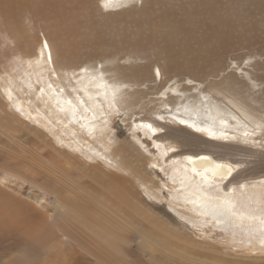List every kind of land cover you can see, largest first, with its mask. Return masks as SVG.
<instances>
[{"label": "bare ground", "instance_id": "obj_1", "mask_svg": "<svg viewBox=\"0 0 264 264\" xmlns=\"http://www.w3.org/2000/svg\"><path fill=\"white\" fill-rule=\"evenodd\" d=\"M181 1L0 0V264H264V48L163 39Z\"/></svg>", "mask_w": 264, "mask_h": 264}, {"label": "rangeland", "instance_id": "obj_2", "mask_svg": "<svg viewBox=\"0 0 264 264\" xmlns=\"http://www.w3.org/2000/svg\"><path fill=\"white\" fill-rule=\"evenodd\" d=\"M263 1L264 0H197L190 4V1L182 0L181 2H179L178 7H177L178 13L180 15V21L170 27L161 28L160 35H164L163 39L173 38V42H176L177 44H182L186 42L187 40H192L193 43H196L204 35H211L217 38L216 44H219L220 41H222L224 38H230V39L232 38L234 40V47L231 52H234V51L239 52L242 46L243 47L249 46L251 50L254 49V53L252 54L243 53L241 55V59L239 60H243L249 56H254V58L258 60V58L255 57V55L256 53L262 52V49L264 48V6L260 8L261 3ZM132 4H134L133 1L129 3V5H126V8ZM135 4H137L136 1H135ZM109 8H112V7H109ZM117 9L120 10L121 7ZM100 13H99L100 16H105V15H101ZM102 14H106V13H102ZM91 19L94 20V16H91ZM98 19L102 20L103 18L99 17ZM113 36L116 39H118L119 42H121L120 37L116 35L115 32H112L110 30L107 33H105L103 37L97 40V45L102 43L103 40L106 42H110L112 39H114ZM136 37H137L136 35L132 36V38H136ZM213 52H214V49L212 48L208 53L203 54L201 58L205 61H209L213 55ZM129 54H131V50L123 49L115 54L104 55V56L109 57V56L115 55L116 58H121ZM8 55L9 53L6 52V50H3V52L0 50V66L3 63V59L6 58V56ZM197 55H201V54L198 52ZM226 60L227 62L231 60L230 54L227 56ZM113 63L115 64L114 60H110V59L105 60L102 63V66L104 68L111 67ZM130 63L133 64V62H130ZM140 63L142 64L143 62H139V64ZM157 83H158V80H157ZM189 83L190 82H187V81L185 82V84L188 86H189ZM200 88L202 90L203 86H201ZM137 117H140V116H137ZM178 123L180 122L177 121L176 124ZM182 126H185V128L190 130L191 132L197 135H200V136H205L206 138V135L204 133H201V131H195V129L188 127V125H182ZM157 130L155 131L157 132ZM157 135L164 136L160 134L159 131ZM140 139L141 140L143 139V141L147 140L146 138L144 139L143 136L142 137L140 136ZM239 139L241 138H238L237 141H228L227 143H237V144H240L241 146L249 145L247 143H243L242 140L239 141ZM214 140L215 141H211V142H222L223 138L221 139L217 138ZM150 142L151 141L148 142L149 148L152 144V143L150 144ZM257 145L258 143H256V147L260 148ZM202 147L206 148V146H202ZM207 150H212V151L214 150L219 153H222L223 155L228 151L226 150L224 152L222 150H215L214 148H207ZM224 156L226 158H230L229 156H226V155ZM250 160L252 159L250 158ZM263 167H264V160L255 159V163H253L252 165L248 167H246L245 165H241V166L238 165L237 167H235L236 170H234V173L239 172L240 170H243L245 168H263ZM231 177L232 176H230L227 179L225 178L226 180H225L224 185L231 179ZM220 181H224V180L221 179ZM232 186H233V189L237 187V185L235 184ZM158 206H162V205L158 204ZM163 209L166 210L164 206H163ZM135 243H136V239L132 240L133 246H132V249L130 250V253L133 256H139V252L135 246ZM131 261L132 262H130L129 264H144L143 260L140 258L139 259L134 258ZM226 264H246V263L230 262Z\"/></svg>", "mask_w": 264, "mask_h": 264}, {"label": "clouds", "instance_id": "obj_3", "mask_svg": "<svg viewBox=\"0 0 264 264\" xmlns=\"http://www.w3.org/2000/svg\"><path fill=\"white\" fill-rule=\"evenodd\" d=\"M99 3V10L102 12V13H106L107 11L109 10H112V11H115L117 10L116 8L113 7V5L111 6L112 8H109L107 5L103 4V3ZM182 156V155H181Z\"/></svg>", "mask_w": 264, "mask_h": 264}]
</instances>
